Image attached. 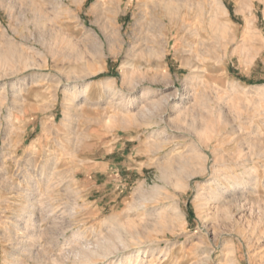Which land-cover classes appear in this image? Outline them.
I'll use <instances>...</instances> for the list:
<instances>
[{"label": "rangeland", "instance_id": "obj_1", "mask_svg": "<svg viewBox=\"0 0 264 264\" xmlns=\"http://www.w3.org/2000/svg\"><path fill=\"white\" fill-rule=\"evenodd\" d=\"M0 264H264V0H0Z\"/></svg>", "mask_w": 264, "mask_h": 264}, {"label": "bare ground", "instance_id": "obj_2", "mask_svg": "<svg viewBox=\"0 0 264 264\" xmlns=\"http://www.w3.org/2000/svg\"><path fill=\"white\" fill-rule=\"evenodd\" d=\"M145 92H148V90H146ZM175 100V99H174ZM188 163V162H187ZM243 180V179H242ZM245 182V180L244 181H242V182H238V183H234L233 184V186H231L227 191L229 192H231V191H233L238 185L240 186V185H242L243 183ZM238 186V187H239ZM36 188H38V186L34 183V184H32V185H30L29 186V191H31V190H34V189H36ZM37 204V203H36ZM31 211V210H30ZM32 212V211H31ZM118 238H120V236L118 237ZM102 241V240H101ZM109 248V247H108ZM108 250V249H107Z\"/></svg>", "mask_w": 264, "mask_h": 264}]
</instances>
